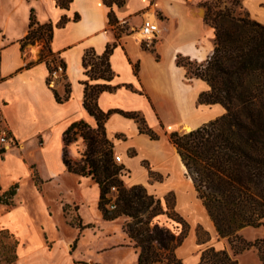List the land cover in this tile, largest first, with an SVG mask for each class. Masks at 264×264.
Here are the masks:
<instances>
[{"label": "crops", "instance_id": "0c3cea01", "mask_svg": "<svg viewBox=\"0 0 264 264\" xmlns=\"http://www.w3.org/2000/svg\"><path fill=\"white\" fill-rule=\"evenodd\" d=\"M203 2L128 0L124 8H115L117 25L123 29H140L154 15L160 33L152 49H147L135 33L117 39L102 0H72L68 8L55 0H0V131L6 130L15 142L0 153V199L18 187L11 201L0 202V231H8L18 242L14 264H107L102 253L129 256L127 252H134L138 264V254L124 231L119 242L98 239L84 244L85 234L105 222L99 209L101 189L92 177L69 172L64 162L65 132L79 122L97 127L84 107L83 83L89 78L83 58L91 49L102 56L108 45L117 43L109 60L114 74L110 85L116 89L101 93L98 107L113 112L105 132L126 169L124 182L129 187L146 186L152 171L164 175L166 180L158 185L166 194L182 174L186 187L176 191L178 206L184 209L187 197L192 205V180L170 143V134L183 132L186 126L196 129L226 114L220 104H199L209 85L189 80L176 63L178 55L203 62L214 50V29L204 21ZM243 2L252 19L264 25V0ZM32 11L39 25L53 26L48 61L39 60L40 52L35 57L34 48L22 50ZM51 58L66 67L65 79L54 87L48 85ZM66 85L70 97L58 102L55 92L64 97ZM120 112L138 113L159 139L141 134L138 123ZM70 154L79 160L75 151ZM143 162H149L151 169ZM209 227L214 228L210 219Z\"/></svg>", "mask_w": 264, "mask_h": 264}, {"label": "trees", "instance_id": "16d2710c", "mask_svg": "<svg viewBox=\"0 0 264 264\" xmlns=\"http://www.w3.org/2000/svg\"><path fill=\"white\" fill-rule=\"evenodd\" d=\"M55 1L62 8H68L72 2ZM102 1L109 9V23L119 39L125 29L117 25L115 8H124L128 0ZM222 1L207 0L202 3L206 10L204 21L214 29L212 54L203 62L178 55L176 63L185 70L189 80L200 79L209 85V91L200 94L199 104H220L226 109V114L191 131L172 132L169 140L176 148L186 176L192 180L218 238L226 241L231 251L208 247L202 252L198 264H239L236 256L253 247L264 264V240L252 243L241 236L246 228L264 226V25L247 15L236 14L231 8H220ZM238 4L239 0H232V5ZM78 19L79 16H76L75 20ZM44 28L49 33L50 45L53 26L39 25L32 11L30 31L21 40L23 51L41 39ZM116 46L117 43L108 45L102 56L96 55L92 49L84 55L83 67L89 78L83 83L84 107L96 119L97 128L92 129L79 122L65 132L64 162L69 172L92 177L100 186L99 209L105 221L113 222L122 217L130 219L124 226V232L138 254V264H183L177 250L188 236L189 225L175 210V195L168 194L165 210L162 201L144 186L127 188L120 179L123 167L113 161L114 146L105 132V124L113 112H102L98 107V98L101 93L116 89L110 85L114 74L109 62ZM51 56L49 47L47 55L39 60L48 61ZM55 61L56 58H51L52 63ZM52 63H48L50 74ZM93 81L97 83L91 84ZM55 95L58 102L67 101L69 86L66 85L64 97L57 92ZM120 113L134 119L141 134L153 141L159 139V135L146 125L138 113ZM82 129L85 130L80 136L87 144V151L83 154V165H80L68 158V147L76 141ZM101 129L104 137L99 141L96 132ZM0 153H5V150L0 148ZM149 175L153 178L154 173L149 171ZM112 187L117 189L118 198L116 208L109 210L107 194ZM17 188L4 195L0 202H9ZM160 217H167L177 226L171 229L154 221ZM200 231L199 227L201 244L208 243L210 235L206 232L201 235ZM17 245V240L8 231H0V264L16 262Z\"/></svg>", "mask_w": 264, "mask_h": 264}, {"label": "rangeland", "instance_id": "374dc122", "mask_svg": "<svg viewBox=\"0 0 264 264\" xmlns=\"http://www.w3.org/2000/svg\"><path fill=\"white\" fill-rule=\"evenodd\" d=\"M205 1H207V0H204V2ZM220 8H222V9L231 8L235 11L236 14H241L243 16L247 15V16H249L250 19H252V17L250 16L249 12L246 9V7L244 6L243 0H239V4L237 6L232 5V0H223L222 3L220 4ZM156 17L161 18V16L157 13H156ZM151 18L155 19L154 15L151 16ZM252 20H254V19H252ZM124 32L125 33H135V34H137L138 37L141 38V35L139 34L140 29L138 26L134 27V29H132L131 27H127V28H125ZM48 35H49V33L44 28L42 31L41 39L37 40L34 44L29 45L27 48H30V47L31 48H37L38 53L40 52L39 56H38L39 58L41 56L47 55V50L49 48ZM145 48L152 49V47H148L147 45H145ZM35 57H37V55H35ZM84 130L85 129H82L79 132V134L76 136V141L71 143L68 147V158L73 162L80 163V165H83V163H82L83 154H85V152L87 151V144L85 143L83 138L80 136V134ZM87 130L88 129H86V131ZM96 135H97L99 141H101L104 137L103 129L97 131ZM0 147H1V145H0ZM169 148L171 149V153L174 156L175 151L171 147L170 143H169ZM70 150L75 151L80 156L79 160H74L72 158V155L70 154ZM134 154H135L134 152L130 153L131 156H134ZM117 156H118V154H116L114 152V155H113L114 163L117 166L123 167L121 172H120L121 173L120 179L123 181L124 185L127 188H130L129 186L126 185V182H124V177L127 175L126 169H125L123 164L116 162L115 157H117ZM142 166H144L145 168H147L149 170L151 169L149 162H143ZM135 172H136V170H135ZM174 179H175V183L173 184V186H170L172 188L166 194H162V192L165 189L164 186L158 185V182H164V180H166L164 175H161L159 173L154 174L153 178L150 177V180H148L147 185L144 187L148 190V192L150 194H152L151 192H155L152 195H155L157 198H159L162 201L164 209L166 208L165 199L168 196V194L173 193L175 195V198H176V209L175 210L181 217H183V219L189 225L188 236H187L184 244L182 245V247L177 250V255L183 261V264H198L200 261L202 252L208 247H214L217 250L227 249L228 251H230V248H229L227 242L224 240H220L218 238L214 228L209 227V218L207 216V213H206L202 203L200 202V200L197 197V194H196L194 187H193V183H192V201L190 200L192 205L188 202L189 197H187L186 199L184 198V200H183L184 209L186 210V212H188V214L184 211L182 206L181 207H180V205L178 206L177 192L176 191H179L180 189H185V187H186L185 183L186 182H185L182 174H180L178 177H176ZM186 191H187V189H186ZM188 195H189V193L187 194V196ZM107 198L111 199L112 194H110V193L107 194ZM11 200L12 199L9 198V201H11ZM165 210H167V209H165ZM189 214H191L192 216H190ZM129 221H130L129 218L122 217V218H120L116 221H113V222H106V221L100 222L99 228H96L93 232L89 231L87 234H85L84 244L90 245V244H92V242H94L98 239L102 243H105V242L108 243V242H113V241L119 242V241L123 240L125 238V235L123 232L124 226ZM154 221L155 222L158 221L160 224L165 225L171 229H174L177 226L174 222L168 220L167 217H160V218L155 219ZM199 227L201 228V231H200L201 235L203 232H206L210 235V241L206 244H201V242L199 240V237H198ZM241 236L247 242H252V243L257 241V240H264V226L261 228H258V229L246 228V229L242 230ZM5 242H6V240H5ZM122 253H125V252H122ZM127 253H129V256H124L121 254L118 256H113L110 253H102L101 258L104 260L105 259L108 260L107 264H137L136 263L137 259L134 256V252H127ZM236 259L238 260L239 264H262L260 259H259L258 251L254 247L251 248L250 250L240 254V255H237ZM89 264H92V263H89Z\"/></svg>", "mask_w": 264, "mask_h": 264}, {"label": "built area", "instance_id": "2783aa9c", "mask_svg": "<svg viewBox=\"0 0 264 264\" xmlns=\"http://www.w3.org/2000/svg\"><path fill=\"white\" fill-rule=\"evenodd\" d=\"M160 33V26L156 19L146 18L140 28L139 34L143 42L150 47L153 41L156 39L157 35ZM53 70L50 74V85L54 87L56 81L64 80L66 76V67L64 64L57 60L52 63ZM0 145L6 151L15 145L14 139L8 134L6 130L0 131ZM117 163H121L120 157H115ZM110 194H112V198L108 204L109 210H114L116 208V202L118 198V191L115 187L111 188Z\"/></svg>", "mask_w": 264, "mask_h": 264}, {"label": "bare ground", "instance_id": "6f19581e", "mask_svg": "<svg viewBox=\"0 0 264 264\" xmlns=\"http://www.w3.org/2000/svg\"><path fill=\"white\" fill-rule=\"evenodd\" d=\"M37 53H38V49H37V48H34V49H33V54L36 55ZM185 126H186V125H185ZM190 128H191V127L186 126V127H185V131H187V132H188V131H191Z\"/></svg>", "mask_w": 264, "mask_h": 264}]
</instances>
